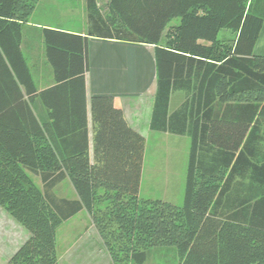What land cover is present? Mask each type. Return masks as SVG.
<instances>
[{
	"label": "trees",
	"instance_id": "obj_1",
	"mask_svg": "<svg viewBox=\"0 0 264 264\" xmlns=\"http://www.w3.org/2000/svg\"><path fill=\"white\" fill-rule=\"evenodd\" d=\"M35 4L0 0V206L29 233L5 264H59L56 231L82 210L108 264H144L158 248L177 264H264V0H86V35L41 30L55 83L40 91L20 48ZM88 36L155 46L150 128L191 140L182 205L140 197L145 139L112 96L90 99V159ZM176 90L185 97L169 112ZM65 179L76 198L56 193Z\"/></svg>",
	"mask_w": 264,
	"mask_h": 264
},
{
	"label": "crops",
	"instance_id": "obj_2",
	"mask_svg": "<svg viewBox=\"0 0 264 264\" xmlns=\"http://www.w3.org/2000/svg\"><path fill=\"white\" fill-rule=\"evenodd\" d=\"M60 1L65 0H36L35 8L29 20L22 24L21 28V53L25 63L29 67L33 83L38 91L55 83L52 67L46 57L45 43L41 30L43 28H51L68 33L87 34L86 0H66V2L69 1V4H67L68 7H65V11L62 12L65 15L75 16L79 13L76 10L79 9L80 14L84 18V21L80 23V27L78 26L79 28L69 27L59 19L60 14L57 3H60ZM96 2L99 8L107 10L109 0H96ZM171 25L175 24H171L170 22L168 26ZM221 31L222 33H228L226 30ZM164 39L163 37L162 43ZM254 53L264 56V21L254 46ZM156 73L155 46L153 44L133 43L88 36L87 70L84 73V84L90 159L93 158L94 136L90 114V99L95 95L112 96L115 104L122 109L126 123L144 137L143 161L146 160L148 155V142L150 139L151 151L153 150L152 153L155 156L153 159L157 161L160 158L157 152L158 154L161 152L162 141L172 140L174 136H187L152 130L150 128L153 102L157 89ZM184 97V91L176 90L171 93L170 101L174 98L175 108H177L183 102ZM25 99H28V97L25 96ZM30 106L39 123L41 124L42 120L46 122L48 114L41 100L34 98ZM59 109L65 113L71 110L66 105H63ZM173 110L170 111L169 109V112ZM65 116L60 118L59 123L62 127L70 125L71 122L70 120L67 121ZM52 122L53 120L50 119L49 123L51 124ZM214 151L216 150H210V153ZM183 153L182 158L185 157V150ZM152 170L153 175L163 174L164 171L163 168L159 169L156 166ZM63 182L71 186L67 179ZM69 198H76L74 190L72 197ZM160 199L166 200L164 196ZM82 213L89 218L86 211L82 210L66 221ZM28 236V231L0 206V264H5Z\"/></svg>",
	"mask_w": 264,
	"mask_h": 264
},
{
	"label": "rangeland",
	"instance_id": "obj_3",
	"mask_svg": "<svg viewBox=\"0 0 264 264\" xmlns=\"http://www.w3.org/2000/svg\"><path fill=\"white\" fill-rule=\"evenodd\" d=\"M67 4H69V1L66 2V0L57 3V6H59V19L69 27L79 28L84 18L79 9L76 10L79 13L75 16L62 13L65 11V7H68ZM177 23V18L171 21V24ZM221 34L222 31L218 37H221ZM175 107V101L172 98L169 105L170 111ZM150 141L151 139L148 142V155L142 165L139 195L142 198H162L164 196L167 201L182 205L191 145L190 137L174 136L172 140L162 141L161 152L159 154L157 152V155L160 156L157 161L153 159L155 156L152 153L153 150L151 151ZM155 142L157 143V141ZM184 150L185 157L182 158ZM154 166L159 169L163 168V174L153 175L152 168ZM33 178L36 184L40 186L38 178ZM55 191L58 195L66 197H72L73 193V189L66 182L57 185ZM56 250L59 264H108L109 262L108 252L90 218L84 213L63 222L58 227L56 231ZM144 264H177V258L169 248L152 249Z\"/></svg>",
	"mask_w": 264,
	"mask_h": 264
}]
</instances>
